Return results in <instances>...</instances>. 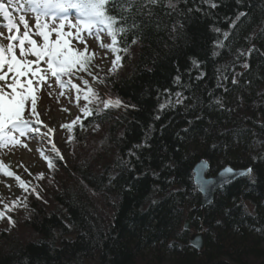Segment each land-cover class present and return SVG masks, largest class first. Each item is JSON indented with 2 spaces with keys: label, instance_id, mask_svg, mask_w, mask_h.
I'll return each instance as SVG.
<instances>
[{
  "label": "trees",
  "instance_id": "1",
  "mask_svg": "<svg viewBox=\"0 0 264 264\" xmlns=\"http://www.w3.org/2000/svg\"><path fill=\"white\" fill-rule=\"evenodd\" d=\"M111 14L127 52L100 89L120 106L103 98L70 129V167L53 158L60 190L50 207L35 197L28 233L1 236L0 264H264V0H120ZM203 159L210 175L251 174L185 230Z\"/></svg>",
  "mask_w": 264,
  "mask_h": 264
},
{
  "label": "snow or ice",
  "instance_id": "2",
  "mask_svg": "<svg viewBox=\"0 0 264 264\" xmlns=\"http://www.w3.org/2000/svg\"><path fill=\"white\" fill-rule=\"evenodd\" d=\"M151 2L155 3L156 0H151ZM119 3L120 0H22V2L21 0H0V17L7 20V24L0 25V27H6L8 32L7 35L0 32V143L19 144L21 137L39 132V128L33 126L34 123H42L36 111V93L50 77L56 78L61 87L70 85L76 88L77 99H79L82 89L79 85L72 83V78L77 77L88 85V81L83 76H79V73L86 72L89 76L93 75L90 70L93 56L88 53L86 36H96L99 39L100 33L104 32L110 35L112 45L105 46L101 43V47H112L117 53L127 52L126 47L123 49L116 47L120 43L118 37L127 31L122 24L125 18L111 14L117 11ZM216 6V4H211L213 8ZM73 11L75 16H73ZM14 13H24L19 15V22L14 18ZM29 14L34 17V24L31 26L26 18ZM240 15L245 14L240 13ZM21 23L23 32H21ZM66 27L68 31H65ZM53 33L56 34L55 40L51 39ZM72 40L84 45L83 51L70 46ZM121 59L122 57L117 54L112 70L119 66ZM41 62L44 67H41ZM244 67L248 65L245 64ZM62 77H68V79L62 80ZM178 80L179 77H177ZM34 81L36 82L35 87H33ZM91 91L89 86L83 96V99L89 103H92L88 95ZM26 103L30 105L27 116H25ZM110 106L119 107L120 101H108L103 105L104 108ZM163 107L164 105H161V108ZM82 111L86 116L93 114L92 109L87 105ZM78 121L79 117L72 124ZM54 131L49 128L45 135ZM49 143L52 144V151L63 159L56 145L51 140ZM44 158L48 160L50 168L54 167L51 157L45 156ZM229 171L232 170L229 169ZM244 174L250 175L251 169H247ZM42 177L41 173L39 178ZM20 186L28 191L23 181ZM31 191L36 192L35 187ZM36 195L39 196V193L36 192ZM5 208L8 211L11 210L8 205H5ZM6 215V211H0V218ZM7 218L10 223H14L11 216Z\"/></svg>",
  "mask_w": 264,
  "mask_h": 264
},
{
  "label": "rangeland",
  "instance_id": "3",
  "mask_svg": "<svg viewBox=\"0 0 264 264\" xmlns=\"http://www.w3.org/2000/svg\"><path fill=\"white\" fill-rule=\"evenodd\" d=\"M23 14L14 13L13 15L17 22H19L18 17ZM26 18H28L30 26L34 24V17L29 14ZM6 24V21L0 19V25ZM23 30L21 23V32ZM68 30L66 27L65 31ZM0 32L5 33V35L8 34L6 27H0ZM51 39H56L55 33L52 34ZM101 43L105 46L112 45L110 35L101 32L99 39L96 36H86L88 52L93 55V62L90 67L93 75L89 76L86 72L79 73V76H83L88 81V85H85L83 80L77 77L72 78V83L79 85L82 89L79 93V99H77L78 93L76 88L70 85L61 87L60 82L56 78L50 77L40 86L39 91L36 93V111L39 113L42 123H34L33 126L39 128V132L21 137V143L19 144L9 142L5 145L0 143V211L7 212L4 218H0V239L3 234L9 235L17 226L20 227L25 219L34 214L32 203L35 197L38 198L35 194L36 192L41 196L39 200L43 207H50L54 193L60 190L63 178L62 169L60 170L55 165L50 168L48 160L44 158L45 156L51 157L52 160L53 158H60V156L52 151V144L49 143V140L56 145L60 155H62V163L66 167H70L71 161L74 160L73 148H76V141L70 129L76 125H80L82 120L85 119L86 115L82 109L86 105L88 107L93 103L98 104L97 102H101L103 98L113 101L110 97H107L106 93H102L100 80L120 73L122 64L120 61L119 66L115 70H112L113 61L117 53L113 51L112 47H101ZM70 46L77 47L81 51L84 48V45L78 44L75 40L70 42ZM17 54L19 55L18 50ZM41 67H44L43 62H41ZM67 79L68 77H62V80ZM35 84L36 82L34 81L33 87H35ZM89 86L92 91L88 95L92 103L83 99ZM29 107V103H26L25 116L28 115ZM77 117H79V121L73 125L72 122L77 120ZM33 120H35V117H33ZM68 125H71V127H67ZM49 128L55 131L45 135ZM93 132L98 133L99 129L94 127ZM79 148L77 147V149ZM101 162L103 161L101 160ZM41 173L43 177L39 178ZM21 181L25 183L28 191H25L20 186ZM33 187H35L36 192L31 191ZM5 205H8L11 210L8 211ZM8 216L14 217V220L12 219L14 223L9 222ZM21 228L24 233H28L25 228L22 226Z\"/></svg>",
  "mask_w": 264,
  "mask_h": 264
},
{
  "label": "water",
  "instance_id": "4",
  "mask_svg": "<svg viewBox=\"0 0 264 264\" xmlns=\"http://www.w3.org/2000/svg\"><path fill=\"white\" fill-rule=\"evenodd\" d=\"M229 169L232 171H229ZM247 169L249 168L225 166L215 174L210 175V163L205 159L199 161L193 168V179L198 191L201 193V200L197 206L193 207L188 212L184 222V229L192 230V223L198 211L200 212L199 218L202 219L204 209L214 201L217 192L232 181L247 176L244 174ZM189 243L193 248L202 251L205 245L204 232L198 231L192 233Z\"/></svg>",
  "mask_w": 264,
  "mask_h": 264
},
{
  "label": "bare ground",
  "instance_id": "5",
  "mask_svg": "<svg viewBox=\"0 0 264 264\" xmlns=\"http://www.w3.org/2000/svg\"><path fill=\"white\" fill-rule=\"evenodd\" d=\"M46 122H48V121H46Z\"/></svg>",
  "mask_w": 264,
  "mask_h": 264
}]
</instances>
